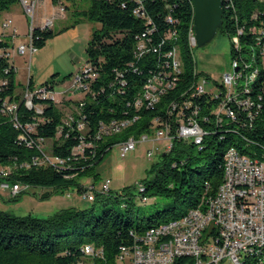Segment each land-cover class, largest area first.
Wrapping results in <instances>:
<instances>
[{"label":"trees","instance_id":"1","mask_svg":"<svg viewBox=\"0 0 264 264\" xmlns=\"http://www.w3.org/2000/svg\"><path fill=\"white\" fill-rule=\"evenodd\" d=\"M58 1L67 10L66 1L74 4L76 0H53ZM90 1V9L78 15L100 24L86 48L95 76L84 80L88 89L75 103L68 99L55 103L36 96L34 104L43 113L27 108L16 93V68L7 56L13 43L0 34V167L11 170L7 180L29 186L30 193L47 190L42 201L58 192L79 193L85 190L81 180L114 146L129 138L150 133L167 122L178 126L191 118L207 134L201 146L194 141H175L173 149L152 166V178L141 182L144 190H138L139 194L145 200L162 197L172 203L148 217L133 216L132 200L124 205L123 212L107 207L112 196L116 200L128 196L129 187L115 195L111 190L107 195L96 193L93 203L103 204L99 214L95 206L64 208L48 218L17 217L0 210V264H80L89 261L83 252L87 246L103 251V259H95L92 264H116L121 248H134L139 235L184 216L217 193L229 147L252 159L264 160V0H222L224 16L218 33L228 35L231 41L239 39L238 48V43L232 41V62L238 57L249 62L240 68L241 88L244 97L254 104L251 108L235 103L236 119L218 112L222 95H195L192 91L199 71L189 42L194 30L189 0H142L143 6L139 0ZM15 3L19 0H0V11ZM139 8L144 15L137 17L134 12ZM53 36L52 28L35 26L34 47L41 48ZM141 43L146 45L143 53L138 50ZM176 48L180 49L183 68L172 87L156 105L138 108V99L150 78H169L168 54ZM250 68L253 76L249 75ZM43 87L54 90V83ZM14 102H18V126L5 112V103ZM64 102L71 105L69 109H63ZM178 104V116L171 121V112ZM70 115L72 122L68 120ZM134 118L135 122L121 132L99 136L101 124ZM80 122L86 125L84 131L78 128ZM44 154L59 157L65 164H49ZM189 262L182 258L175 264ZM245 262L249 264L250 260Z\"/></svg>","mask_w":264,"mask_h":264},{"label":"built area","instance_id":"2","mask_svg":"<svg viewBox=\"0 0 264 264\" xmlns=\"http://www.w3.org/2000/svg\"><path fill=\"white\" fill-rule=\"evenodd\" d=\"M40 0H19L28 16L31 18L27 32V41L21 43L19 51L21 55H31L36 50L33 45V33L35 27V16L37 5ZM142 5V0H139ZM57 8V15H62L66 11L64 3L58 1L54 3ZM135 16H143L141 8L134 12ZM54 18L46 19L42 28H53ZM169 21H172L169 18ZM13 22L7 21L1 23L3 30L10 28ZM5 37L13 41L17 37L14 28L12 35L1 33ZM239 47V39L238 45ZM197 48V40L194 30V50ZM140 53L146 51V45L141 43L138 46ZM264 52V48H263ZM7 56H10L7 55ZM171 59V71L169 78L152 77L150 78L141 96L138 99L137 107L141 108L147 105H153V100L159 98V94H164L165 90L172 87V83L177 79L180 72L179 63H177V53L168 55ZM264 65V54L262 55ZM241 65H249V62L242 61L241 57L236 58V62H232L233 73L227 74L222 79L219 86V92L207 90L206 85L208 79L200 81V73L196 87L192 88L195 95H201L205 92L222 95V103L217 107L219 113L225 112L228 119H236V112L233 105L237 103L239 106L254 107L252 102L244 97V90L241 88L240 68ZM253 76V72L250 74ZM91 65H88L78 74L75 79L74 88L79 91L88 89V85L84 80L94 78ZM83 93V92H82ZM48 98L55 103H62L63 99H56L53 90L39 87L35 89L30 86V81L24 90L22 102L29 109H35L37 114H42L43 110L40 106L34 104V98ZM64 105V104H63ZM178 105H175L171 113V121L178 116ZM18 102L5 103V112L11 116L13 123L18 126L19 120L17 116ZM69 122L73 121L70 115ZM132 120L111 121L108 125H100L99 136L109 135V131H118L119 126H127ZM158 122V121H157ZM79 130L84 131L86 125L82 122L78 125ZM31 129V126H28ZM151 133H143L135 136L134 139L126 141L119 146L120 156L125 158L128 154L136 151L139 144L143 141L153 139H166L170 145L165 150V154L170 152L175 141H196L197 146H201L204 136L207 134L205 128L193 118L189 121H183L176 126L172 122H167L163 126H156ZM84 146L81 147L83 149ZM148 157L152 158V153H148ZM44 159L49 164L59 167L65 164V161L59 157H51L44 154ZM69 160V159H68ZM229 167L228 182L223 192L220 193L219 201H211V196L197 208H193L183 217L176 219V222L164 225L163 231L154 233H144L138 236V240L134 248H121L116 258V264H175L177 260L187 258L190 260L188 264H238L241 257H245V253L250 251V247L254 245L264 244V165L248 163V160H241L235 153H231V158L227 160ZM11 176V170L0 169V189L10 191L13 197L19 196L23 192L30 190L29 186H22L19 183L11 184L7 179ZM110 181H107L103 192L100 194L107 195L110 192ZM143 191V188H139ZM94 186L86 187L81 194L90 201L95 200ZM88 262L80 264H92L95 259H103V251L98 250L95 246L91 249H83ZM253 264H264L263 254H254Z\"/></svg>","mask_w":264,"mask_h":264},{"label":"rangeland","instance_id":"3","mask_svg":"<svg viewBox=\"0 0 264 264\" xmlns=\"http://www.w3.org/2000/svg\"><path fill=\"white\" fill-rule=\"evenodd\" d=\"M66 4L69 7L65 13L54 17L52 28L54 36L44 46L36 49L31 57L30 54L21 55L19 51L20 44L27 41L26 36L31 22L24 6L15 3L9 9L0 11V34L5 32L6 35H12L17 25L22 34L20 39L13 40L14 46L10 48V61L16 68V93L20 96H23L32 78V87L35 89L46 83H54L53 94L56 99L60 100L66 96L75 103L84 97L81 91L74 88V83L78 74L88 65L86 48L93 31L99 29L100 24L78 15L81 11L90 9V0H76L74 4L66 1ZM36 15H38L37 10ZM10 20L13 22L12 26L3 30L1 23ZM232 41L238 43L237 37ZM232 41L228 35L218 33L207 46L195 49L200 81L202 82L204 78L208 79L207 90L219 92L223 77L233 73ZM70 106L64 102L63 109L67 110ZM169 145L170 142L166 139L150 138L141 142L136 151L125 158L120 156L119 145H116L106 154L104 160L81 180V183L83 187L94 186L95 195L103 192L107 181H110L109 188L114 195L129 187L131 193L128 196H121L118 200L112 196L107 207L123 212L124 205L132 200L134 217L143 218L153 215L170 206L172 200L162 197L145 200L138 190L142 181L152 178V166L160 160V156L165 153ZM149 152L152 153V158L148 157ZM46 192L47 190L37 189L35 193L26 192L15 198L10 191L0 189V210L17 217L33 215L48 218L56 211L68 207L85 209L95 206L98 214L103 209L102 203H93L83 197L81 192L70 191L65 194L58 192L42 201L41 197Z\"/></svg>","mask_w":264,"mask_h":264},{"label":"bare ground","instance_id":"4","mask_svg":"<svg viewBox=\"0 0 264 264\" xmlns=\"http://www.w3.org/2000/svg\"><path fill=\"white\" fill-rule=\"evenodd\" d=\"M189 42H190L191 48L192 47L194 48V30L191 31L190 34H189ZM176 53H177V63H179L180 71H181L182 70L181 68H183V61L181 59L180 49L176 48ZM168 55H175V49L172 50ZM262 64H263V61H262ZM166 92H168V90H165L164 94ZM164 94H159V98H156V100H153V105H148V106H154V105H156L159 102L161 96L164 95ZM131 123H129V125ZM129 125H127V126H119V130L118 131H109V135H104V136H110V135H113V134H117V133L121 132L122 130H124L125 128H127ZM132 139H134V138H129L128 140H132ZM128 140H126V141H128ZM126 141L120 143L119 146H121V144H124ZM194 142L196 143V141H194ZM231 153H235V156H237L241 160H248V163L263 164L264 165V160L252 159L251 157H249L247 155L241 154L236 148L229 147L226 150L225 154H224V175H223V182L220 185L217 193L214 196H211V201H219L220 200V193H222L223 192V188L226 187V182H228V174H229V167H228L227 160L231 158ZM191 210H189V211H191ZM189 211L186 214H188ZM173 222H176V219L171 220L169 222L161 223V224H159L157 226H154L153 228L148 229L145 233H154V232H157V231H163L164 225H166L167 223H173ZM85 249H91V246H87ZM263 251H264V244L251 246L250 247V251H247V253H245V257L239 258L238 264H245V263H247V262H245V260H247V259L250 260V263L249 264H253L254 254H263Z\"/></svg>","mask_w":264,"mask_h":264},{"label":"water","instance_id":"5","mask_svg":"<svg viewBox=\"0 0 264 264\" xmlns=\"http://www.w3.org/2000/svg\"><path fill=\"white\" fill-rule=\"evenodd\" d=\"M194 11L197 47L207 46L217 36L223 24L222 0H189Z\"/></svg>","mask_w":264,"mask_h":264},{"label":"crops","instance_id":"6","mask_svg":"<svg viewBox=\"0 0 264 264\" xmlns=\"http://www.w3.org/2000/svg\"><path fill=\"white\" fill-rule=\"evenodd\" d=\"M37 14L38 15L35 16L36 18L35 26L40 28L43 26V23L46 19L54 18L57 15V8L55 7L53 0H40L37 5ZM16 27H17L16 28V33H17L16 38L20 39L22 37V34L20 33V29L18 28V25ZM16 38H15V41L17 40Z\"/></svg>","mask_w":264,"mask_h":264}]
</instances>
